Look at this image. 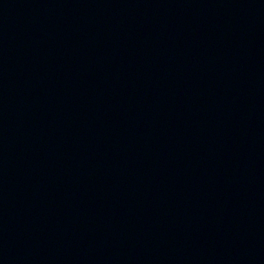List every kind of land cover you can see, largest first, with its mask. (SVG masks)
Here are the masks:
<instances>
[{
    "label": "water",
    "instance_id": "1",
    "mask_svg": "<svg viewBox=\"0 0 264 264\" xmlns=\"http://www.w3.org/2000/svg\"><path fill=\"white\" fill-rule=\"evenodd\" d=\"M0 264H264V238L143 123L0 34Z\"/></svg>",
    "mask_w": 264,
    "mask_h": 264
}]
</instances>
